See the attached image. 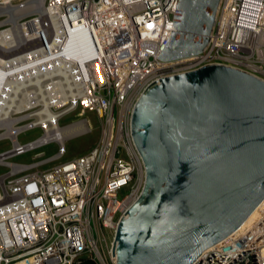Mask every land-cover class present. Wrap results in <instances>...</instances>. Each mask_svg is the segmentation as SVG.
<instances>
[{
  "label": "built area",
  "instance_id": "built-area-1",
  "mask_svg": "<svg viewBox=\"0 0 264 264\" xmlns=\"http://www.w3.org/2000/svg\"><path fill=\"white\" fill-rule=\"evenodd\" d=\"M30 1L0 3V140L9 144L0 151V264H115V227L144 182L130 130L137 98L161 77L204 65L264 82V0H218L202 50L167 61L157 56L177 0H41L37 13ZM87 112L99 119L97 141L61 160L63 141L90 128L83 117L58 121ZM36 127L37 137L18 142ZM48 143L51 155L10 160ZM196 264H264V208Z\"/></svg>",
  "mask_w": 264,
  "mask_h": 264
},
{
  "label": "water",
  "instance_id": "water-1",
  "mask_svg": "<svg viewBox=\"0 0 264 264\" xmlns=\"http://www.w3.org/2000/svg\"><path fill=\"white\" fill-rule=\"evenodd\" d=\"M218 0H177L157 58L199 53ZM144 167L136 200L115 227V264H196L264 198V82L204 65L144 88L130 117Z\"/></svg>",
  "mask_w": 264,
  "mask_h": 264
},
{
  "label": "rangeland",
  "instance_id": "rangeland-1",
  "mask_svg": "<svg viewBox=\"0 0 264 264\" xmlns=\"http://www.w3.org/2000/svg\"><path fill=\"white\" fill-rule=\"evenodd\" d=\"M14 3H20L24 0H12ZM85 118L87 120V124L90 128V130L86 133L73 136L70 138H67L63 141V157L61 160H67L70 158H73L75 156H78L80 154H83L87 152L90 148H92L97 141V138L99 136V119L95 112H87L84 114H81L80 116L76 115H68L58 121L59 125L67 124L69 122H72L74 120H77L79 118ZM41 133L39 128H31L23 133H20L17 135L18 142H26L28 140H31L35 137H37ZM9 144L6 141L0 140V151L8 148ZM42 151L45 155H51L56 151V145L54 143H48L40 148H37L36 150L22 154L16 157L11 158L12 161H18V162H27L29 161V157L35 153ZM4 168L0 166V172H3ZM105 235V233H104ZM106 237V242L109 240V236Z\"/></svg>",
  "mask_w": 264,
  "mask_h": 264
},
{
  "label": "bare ground",
  "instance_id": "bare-ground-1",
  "mask_svg": "<svg viewBox=\"0 0 264 264\" xmlns=\"http://www.w3.org/2000/svg\"><path fill=\"white\" fill-rule=\"evenodd\" d=\"M28 0H24L23 2H20V3H16L14 4L15 6H18V7H23L24 4L27 2ZM12 2V0H0V3H10ZM31 4L34 5V11H36V13L38 12V10H40L39 8V5L41 4V0H31L30 1ZM36 8V9H35ZM33 12V11H31ZM66 49H64L62 52H61V57L63 59L65 58H68L67 56H69V54L67 53V50L65 51ZM52 56L50 57H47L46 59H49L51 58ZM45 59V56L43 57H37L35 58L34 60H32V62H42V60ZM50 118L52 116H49ZM68 130H66L65 132H67ZM264 208V198L261 200V202L254 208V210H252V212L247 216V218L243 221V223L235 230L233 231L229 237H233L234 235H236L240 230H242L243 228H245V226L249 223L250 220H252V218H254V216L256 215V213L258 211H260L261 209ZM220 242V241H219ZM217 242V243H219ZM216 244V243H215ZM115 263V261H114Z\"/></svg>",
  "mask_w": 264,
  "mask_h": 264
},
{
  "label": "trees",
  "instance_id": "trees-1",
  "mask_svg": "<svg viewBox=\"0 0 264 264\" xmlns=\"http://www.w3.org/2000/svg\"><path fill=\"white\" fill-rule=\"evenodd\" d=\"M77 264H95V263L87 258H84V259H81V261Z\"/></svg>",
  "mask_w": 264,
  "mask_h": 264
}]
</instances>
